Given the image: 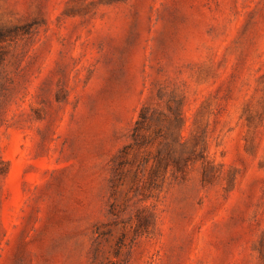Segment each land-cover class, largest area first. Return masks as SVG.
<instances>
[{"label":"rangeland","instance_id":"obj_1","mask_svg":"<svg viewBox=\"0 0 264 264\" xmlns=\"http://www.w3.org/2000/svg\"><path fill=\"white\" fill-rule=\"evenodd\" d=\"M0 264H264V0H0Z\"/></svg>","mask_w":264,"mask_h":264},{"label":"trees","instance_id":"obj_2","mask_svg":"<svg viewBox=\"0 0 264 264\" xmlns=\"http://www.w3.org/2000/svg\"><path fill=\"white\" fill-rule=\"evenodd\" d=\"M168 109L171 110V107L168 106ZM172 113L166 129L162 132L160 130L155 132L156 135L162 136L164 140L160 141L159 147L152 156L149 178L155 179L162 171L165 173L168 169L174 173L185 174L190 165L199 162L202 167V180L209 182L210 179L219 175V169H215L214 163L207 158L205 154L206 145L201 143L198 146L197 141H194L193 145L186 146L184 142H180V133L184 125L181 100L174 106ZM149 119L150 107L148 104H143L139 108L137 118L131 127L130 136L133 143L137 145L143 144L142 141L140 142L144 138L142 129L146 127ZM167 137L170 138V141L167 140ZM111 160L112 168H116L118 154L114 155ZM144 161L145 163L147 162L146 159Z\"/></svg>","mask_w":264,"mask_h":264}]
</instances>
